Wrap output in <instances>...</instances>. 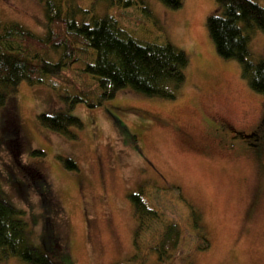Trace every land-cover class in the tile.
I'll return each instance as SVG.
<instances>
[{
  "label": "rangeland",
  "instance_id": "rangeland-1",
  "mask_svg": "<svg viewBox=\"0 0 264 264\" xmlns=\"http://www.w3.org/2000/svg\"><path fill=\"white\" fill-rule=\"evenodd\" d=\"M253 1L264 7V0ZM74 2L78 23L110 16L127 36L184 51L186 83L172 101L131 90L107 98L93 76L81 74L87 80L81 85L80 63L57 75L58 85L24 81L0 115L2 196L40 233L39 196L18 191L29 182L21 167L39 169L75 264H264V155L230 144L226 135L229 127L247 131L259 123L264 95L251 89L239 63L217 53L207 27L215 0H183L180 9L161 0ZM0 18L48 35L42 0H0ZM250 37L253 58L264 60V33L254 29ZM75 96L84 102L71 104ZM69 109L84 124L70 129L77 138L39 121L41 113ZM10 129L19 140H9ZM33 149L44 155L35 157ZM69 158L77 171L67 168ZM139 192L159 220L136 243L139 220L130 196ZM170 225L174 237L162 242ZM2 264L25 263L11 257Z\"/></svg>",
  "mask_w": 264,
  "mask_h": 264
},
{
  "label": "trees",
  "instance_id": "trees-1",
  "mask_svg": "<svg viewBox=\"0 0 264 264\" xmlns=\"http://www.w3.org/2000/svg\"><path fill=\"white\" fill-rule=\"evenodd\" d=\"M74 1L42 0L48 20L46 38L19 23L3 22L0 18V115L7 98L16 94L21 83L58 85L57 75L77 63L82 64L78 69L81 85L87 84V80L81 81V74L93 76L103 97L113 98L117 92L131 90L148 98L177 99L190 65L184 51L171 43H143L127 36L110 16L78 23ZM161 2L171 9L183 6V0ZM215 2L216 10L209 16L207 27L217 53L223 59L239 63L251 89L264 95V60H255L250 46L254 29L264 33V7L253 0ZM54 53L60 56L51 59ZM78 88L82 95V86ZM80 102H84L82 96H75L71 104ZM38 118L43 126L70 138H77L71 128H84L81 119L70 114V109L41 113ZM6 135L9 140H19L15 129L8 130ZM31 153L35 157L44 155L34 149ZM65 163L68 169L78 170L74 160L69 158ZM21 170L29 182L19 183L18 191L23 195L31 189L39 196L43 210L41 230L36 232L37 226L33 227L26 219L24 211L0 193V264L11 257L25 264H75L57 231V209L48 180L39 169L23 166ZM130 199L139 220L137 243L158 222L159 213L148 205L141 192ZM173 237L170 225L161 239L168 242ZM204 247L208 248L209 243Z\"/></svg>",
  "mask_w": 264,
  "mask_h": 264
},
{
  "label": "flooded vegetation",
  "instance_id": "flooded-vegetation-1",
  "mask_svg": "<svg viewBox=\"0 0 264 264\" xmlns=\"http://www.w3.org/2000/svg\"><path fill=\"white\" fill-rule=\"evenodd\" d=\"M227 130H229V133H226L229 137H227V140L230 144L234 145L236 142H241L243 147L254 156L262 157L264 155V113L259 123L252 129L240 131L229 127ZM221 131H225L224 128ZM222 137L225 138V135Z\"/></svg>",
  "mask_w": 264,
  "mask_h": 264
},
{
  "label": "bare ground",
  "instance_id": "bare-ground-1",
  "mask_svg": "<svg viewBox=\"0 0 264 264\" xmlns=\"http://www.w3.org/2000/svg\"><path fill=\"white\" fill-rule=\"evenodd\" d=\"M68 68V67H67ZM66 70V69H65ZM103 88V87H102Z\"/></svg>",
  "mask_w": 264,
  "mask_h": 264
}]
</instances>
